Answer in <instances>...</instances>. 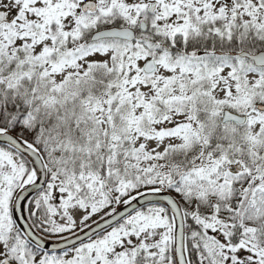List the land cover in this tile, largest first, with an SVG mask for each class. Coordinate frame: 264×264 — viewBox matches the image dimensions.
I'll return each mask as SVG.
<instances>
[{
    "label": "snow or ice",
    "instance_id": "snow-or-ice-1",
    "mask_svg": "<svg viewBox=\"0 0 264 264\" xmlns=\"http://www.w3.org/2000/svg\"><path fill=\"white\" fill-rule=\"evenodd\" d=\"M0 264H264V0H0Z\"/></svg>",
    "mask_w": 264,
    "mask_h": 264
}]
</instances>
